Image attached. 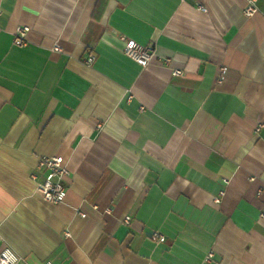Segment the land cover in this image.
<instances>
[{
  "label": "crops",
  "instance_id": "crops-1",
  "mask_svg": "<svg viewBox=\"0 0 264 264\" xmlns=\"http://www.w3.org/2000/svg\"><path fill=\"white\" fill-rule=\"evenodd\" d=\"M245 4L0 0V248L16 264H264V0ZM128 39L167 61L140 65ZM52 155L60 203L36 188Z\"/></svg>",
  "mask_w": 264,
  "mask_h": 264
},
{
  "label": "built area",
  "instance_id": "built-area-1",
  "mask_svg": "<svg viewBox=\"0 0 264 264\" xmlns=\"http://www.w3.org/2000/svg\"><path fill=\"white\" fill-rule=\"evenodd\" d=\"M182 1V0H181ZM246 4L243 8V14L248 17L254 14L257 11L256 1L257 0H245ZM196 9L201 12H206V7L198 4ZM28 31V27L25 25L17 26L14 36L13 43L16 45L24 44L25 34ZM58 45L53 46V50H58ZM124 53L136 61L142 66L148 64L154 57L161 59L155 52V49L150 45H141L136 43L132 39H128L125 42ZM93 56L87 58V62L92 61ZM162 61H167V58H163ZM174 75H181L182 70L174 69L172 71ZM38 168L46 169L45 174L42 177V180L36 183V188L41 194L42 198L46 201L53 203L63 202L66 196V189L62 183L63 177L67 174V169L63 160V157L60 155L52 156H42L38 160ZM34 178V175H32ZM215 202L219 201V196L213 198ZM83 215V214H82ZM128 222V218H126ZM150 238L157 239L158 241H163V236L157 231H151L149 234ZM212 255L211 252H208L207 258ZM19 260L18 255L9 247L5 246L0 248V264H16ZM45 264H51L50 262H45Z\"/></svg>",
  "mask_w": 264,
  "mask_h": 264
}]
</instances>
